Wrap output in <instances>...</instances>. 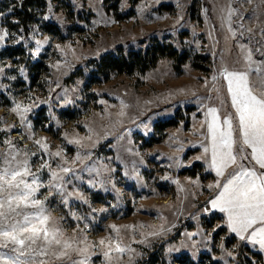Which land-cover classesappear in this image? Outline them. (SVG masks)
<instances>
[{"label": "rangeland", "instance_id": "1", "mask_svg": "<svg viewBox=\"0 0 264 264\" xmlns=\"http://www.w3.org/2000/svg\"><path fill=\"white\" fill-rule=\"evenodd\" d=\"M20 1L0 0V175L27 161L30 174L23 180L36 189L32 198L42 202V211L17 207L14 199L10 208L7 201L24 186L0 183V228L22 223L25 215L37 225L36 215L48 216L47 227L62 243L38 240L19 259L264 264L259 245L230 233L224 213L210 205L241 166L264 173L242 143L225 79L242 74L264 98V0H44L26 37L11 16ZM45 21L55 25L53 34L44 31ZM154 43L190 58L177 69L161 58L142 75L89 80L91 63L101 55ZM16 104L30 106L23 123L11 110ZM210 108L217 110L218 129L231 121L237 159L222 176L211 168ZM168 120L174 126L156 133L155 126ZM151 138L159 141L146 146ZM35 140L47 143L48 153ZM56 151L60 157L49 155ZM45 161L49 167H42ZM64 241L72 245L66 254ZM117 243L123 252L113 250ZM13 247L9 243L0 254L16 256Z\"/></svg>", "mask_w": 264, "mask_h": 264}, {"label": "snow or ice", "instance_id": "2", "mask_svg": "<svg viewBox=\"0 0 264 264\" xmlns=\"http://www.w3.org/2000/svg\"><path fill=\"white\" fill-rule=\"evenodd\" d=\"M3 38L0 36V41ZM225 79L228 80L232 106L235 108L239 119L242 143L251 149V159L259 165L260 169H264V98H258L253 94L248 86L246 76L242 74L227 73ZM11 110L19 115L23 123L25 114L30 111V106L16 104ZM216 111L215 108L209 109V115L212 116V121L208 125L212 136L211 168L215 170L217 176H222L227 167L236 163L237 157L232 153L231 121L224 119L223 124L226 130L218 129ZM70 142L79 143V141ZM9 143L11 142L9 141ZM34 143L43 152L48 153L49 145L43 140H35ZM205 152H208L207 148H205ZM49 155L60 157L61 152H51ZM77 158L79 159V157ZM12 160H15V156H12ZM42 167H49V165L45 161ZM62 170L64 172L69 171L68 168ZM27 174H30L27 161L24 162L22 169L17 168L11 171L7 168L4 169L3 175H0V183L12 188H20L21 184L24 186L23 190L9 199L7 203L11 208L14 199L17 207L23 203L25 207L41 208L42 211V202L32 198L36 189L23 180ZM52 176L55 179L56 173L53 172ZM32 183L35 184L36 181L33 180ZM216 187L221 186L218 184ZM210 205L212 209H217L226 214L227 228L230 233H234L241 241L253 245L258 244L260 250L264 251V173L258 174L254 170L241 166L240 170L222 185V190L215 199L210 201ZM3 206V203L0 202V208ZM2 215L4 213L0 212V216ZM35 220L39 221V225L34 222L32 217L25 215L22 223L13 224L10 228H0V238H3V242H0V248L7 247L11 243L14 245L12 251L17 254L13 257H5L0 254V260L6 261L7 264H26L19 257L31 253L33 251L32 245L37 244L38 240L43 239L47 245L52 243L60 245L62 243L60 239L56 238L57 230L47 227L48 216L38 214ZM110 227L114 231H119L114 225ZM50 235L51 239H49ZM105 243L106 240L99 241L100 245H105ZM71 247V243L64 241L65 252L62 254H66V250ZM113 250L123 252L124 248L117 243ZM104 257L111 259L108 251L104 252ZM79 264H84V261H80Z\"/></svg>", "mask_w": 264, "mask_h": 264}, {"label": "trees", "instance_id": "3", "mask_svg": "<svg viewBox=\"0 0 264 264\" xmlns=\"http://www.w3.org/2000/svg\"><path fill=\"white\" fill-rule=\"evenodd\" d=\"M118 0H114L116 3ZM46 3L44 0H21L12 9V17L15 20L13 27L15 30H22L23 37L27 36L29 28L38 20V17L44 12ZM44 31L50 34L55 32V25L49 21H45ZM185 52H178L170 45L163 43H154L149 45L143 50L128 51L121 48H117L114 52H109L101 55L97 60L93 61L92 77L89 79L93 82L95 78H103L106 80L108 75L115 73L118 75H142L146 71L152 69L157 61L161 58H169L174 62V68L185 64L188 58ZM194 68L199 71H205L204 67H201L196 62L193 63ZM173 120H168L159 123L155 126L156 133H161L166 128L174 126ZM159 141L158 139H150L146 146H150Z\"/></svg>", "mask_w": 264, "mask_h": 264}, {"label": "crops", "instance_id": "4", "mask_svg": "<svg viewBox=\"0 0 264 264\" xmlns=\"http://www.w3.org/2000/svg\"><path fill=\"white\" fill-rule=\"evenodd\" d=\"M232 166V165H231ZM240 169H238L237 171H239ZM236 171V172H237ZM235 173V172H234ZM233 175V174H232ZM232 175L229 177V179L232 177ZM227 182V181H226ZM226 182H224V183H226ZM224 215H225V217L227 218V216H226V214L224 213ZM239 238V237H238Z\"/></svg>", "mask_w": 264, "mask_h": 264}]
</instances>
